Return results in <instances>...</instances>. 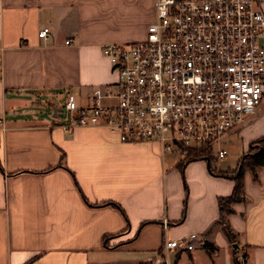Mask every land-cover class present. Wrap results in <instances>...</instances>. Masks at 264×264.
Returning <instances> with one entry per match:
<instances>
[{"label": "crops", "instance_id": "crops-1", "mask_svg": "<svg viewBox=\"0 0 264 264\" xmlns=\"http://www.w3.org/2000/svg\"><path fill=\"white\" fill-rule=\"evenodd\" d=\"M153 10V0H0V264H154L165 241L190 234L193 249L170 250L171 264H264V166L244 172L228 240L218 198L234 183L207 160L182 165L156 142L60 126L55 97L114 82L101 45L134 40L127 29ZM261 137L264 102L218 144L236 145L237 165Z\"/></svg>", "mask_w": 264, "mask_h": 264}, {"label": "built area", "instance_id": "built-area-1", "mask_svg": "<svg viewBox=\"0 0 264 264\" xmlns=\"http://www.w3.org/2000/svg\"><path fill=\"white\" fill-rule=\"evenodd\" d=\"M153 9L144 39L101 45L115 81L83 100L67 92L60 126H101L162 152H213L264 102V11L256 0H153ZM49 33L42 27L38 37ZM195 238L165 241L154 264H171L168 252L193 249Z\"/></svg>", "mask_w": 264, "mask_h": 264}, {"label": "trees", "instance_id": "trees-1", "mask_svg": "<svg viewBox=\"0 0 264 264\" xmlns=\"http://www.w3.org/2000/svg\"><path fill=\"white\" fill-rule=\"evenodd\" d=\"M180 151L181 154L183 153L182 159L180 161L182 165L194 159H205L207 160L210 171L212 173L229 177L233 180L234 185L230 196L225 198H218V221L226 238L228 240H233L234 234L230 226L225 221V215L232 212V204L241 202L245 198L243 192L244 172L246 170H249L253 174V176L256 177V169L258 167L264 166V137L258 138L251 142L247 152L241 156L238 164L232 170L220 171L212 168L210 149L195 150L191 148H181ZM234 264H239V262L234 261Z\"/></svg>", "mask_w": 264, "mask_h": 264}, {"label": "rangeland", "instance_id": "rangeland-1", "mask_svg": "<svg viewBox=\"0 0 264 264\" xmlns=\"http://www.w3.org/2000/svg\"><path fill=\"white\" fill-rule=\"evenodd\" d=\"M154 18H155V15H154V10H153V14H152V17H148V15L146 16V14H144V16H140L139 19L137 21H134L133 24L130 26V30L129 28L127 29V25H123L121 22H114V27H117L118 30H120L121 32L123 31H127L129 33H132V35L134 37H136L134 40H131V41H124V42H116V43H131V42H136V41H140L142 39H144L145 37V34L143 36L142 34V27L143 25H145V23L149 22H153L154 21ZM112 43H115V42H112ZM111 66V64H110ZM76 90L75 89H72V92L71 90H67V91H63L62 92V95H57L54 99V102H55V105L57 107V111H58V119H60L63 115V109H62V106H63V103H64V100H65V95L67 92H70V93H74ZM218 145L219 147H224V148H227L229 151H228V154L226 155L225 158L223 159H216L214 157V154L217 152V149H218ZM236 145L234 143H231V144H228L227 142L225 143V145H222V144H214V147H213V152H211V160H212V166L213 167H218L220 165H228L229 167H235V152H236ZM173 153L175 154V156H178L180 157L181 154L179 151L177 150H173Z\"/></svg>", "mask_w": 264, "mask_h": 264}]
</instances>
